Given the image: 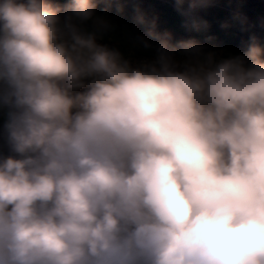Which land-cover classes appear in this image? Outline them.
<instances>
[{
    "label": "clouds",
    "instance_id": "obj_1",
    "mask_svg": "<svg viewBox=\"0 0 264 264\" xmlns=\"http://www.w3.org/2000/svg\"><path fill=\"white\" fill-rule=\"evenodd\" d=\"M98 7L0 0V264H264V45Z\"/></svg>",
    "mask_w": 264,
    "mask_h": 264
},
{
    "label": "trees",
    "instance_id": "obj_2",
    "mask_svg": "<svg viewBox=\"0 0 264 264\" xmlns=\"http://www.w3.org/2000/svg\"><path fill=\"white\" fill-rule=\"evenodd\" d=\"M209 6L198 7L196 0H98L97 11L107 8L121 28L141 35L152 27L151 12L159 11L167 27L181 37L196 38L210 46L219 43L231 46L237 52L246 49L256 37L264 45V7L259 0H204ZM64 4L67 0H54ZM187 11V12H186ZM156 31L162 33L158 28ZM183 38L173 39L178 41ZM119 42V38H117ZM0 131L4 132V119L0 114ZM7 151L5 140L0 143V154Z\"/></svg>",
    "mask_w": 264,
    "mask_h": 264
},
{
    "label": "rangeland",
    "instance_id": "obj_3",
    "mask_svg": "<svg viewBox=\"0 0 264 264\" xmlns=\"http://www.w3.org/2000/svg\"><path fill=\"white\" fill-rule=\"evenodd\" d=\"M189 1H192V0H189ZM196 1L199 3V6L198 7L209 6L208 4H210V3H205L204 0H196ZM237 1L238 2H241V0H237ZM259 1H261L262 6L264 7V0H259ZM150 17L152 19V27L154 25L155 30L158 28L160 31H162V33H165V32L170 33L171 34V39L172 38L173 39L183 38L178 33L174 32L172 29H170L169 27H167L166 20H165V18L162 15L161 12H159V11H152ZM185 39H188V38H185ZM214 47L222 48L219 43L215 44ZM0 128H1V125H0ZM2 140H5V138H4V132H1L0 131V143H1Z\"/></svg>",
    "mask_w": 264,
    "mask_h": 264
}]
</instances>
